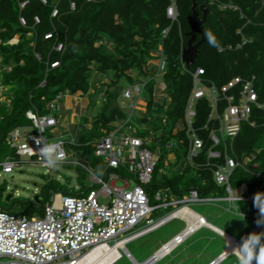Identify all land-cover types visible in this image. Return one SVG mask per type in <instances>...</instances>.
<instances>
[{
    "label": "trees",
    "instance_id": "1",
    "mask_svg": "<svg viewBox=\"0 0 264 264\" xmlns=\"http://www.w3.org/2000/svg\"><path fill=\"white\" fill-rule=\"evenodd\" d=\"M20 1L0 0V86L5 88V98L0 99V154L7 150L8 156L15 154L6 137L14 128L32 123L28 111L50 113L49 104L59 92L80 93L88 96L89 107L96 105L97 97H101V103L93 117L82 115L69 130L79 142L78 151L101 173L102 162L93 154L90 142L128 116V110L118 102L120 83L146 80V111L133 119L154 130V143L149 146L160 151L152 180L146 186L151 202L152 191L158 185L168 187L176 197L192 188L201 195L224 194V188L214 182L210 167L196 168L184 162L188 139L182 125L193 85L192 74L200 67L202 80L217 86L235 76L254 77L259 100H264V0H196L200 16L199 6L206 1L208 7L197 40L206 30L213 33L219 47L210 46L205 35L195 62L186 68L181 53L193 22L192 0H176L177 20L167 16L171 0H28L23 7ZM55 8L56 14H52ZM47 33L51 36L45 37ZM59 44L61 48L57 49ZM160 46L166 65L163 73L156 76ZM54 62L57 65L51 66ZM103 77L107 80L102 81ZM158 91L163 95L158 97ZM195 109L194 126L201 128L207 123L210 104L200 98ZM198 133L206 138L208 129ZM137 134L146 135V131L137 128ZM233 146L239 159L257 147L262 151L255 167L258 174L236 167L232 187L243 184L248 194H253L263 184L258 192H264V108H252L249 120L242 122L234 137ZM206 148L196 162L205 160ZM170 153L176 154L178 161L183 158L184 164L182 171L174 169L168 175ZM61 189L74 193L59 181L52 182L41 190V196L36 195L37 200L28 201L20 211L29 216L41 214L51 190ZM239 203L245 211L247 202ZM121 260L131 263L122 254L113 264Z\"/></svg>",
    "mask_w": 264,
    "mask_h": 264
},
{
    "label": "built area",
    "instance_id": "2",
    "mask_svg": "<svg viewBox=\"0 0 264 264\" xmlns=\"http://www.w3.org/2000/svg\"><path fill=\"white\" fill-rule=\"evenodd\" d=\"M27 1L21 0L20 6L23 7ZM70 6L74 8L75 4L71 2ZM228 6L234 7L230 4ZM56 12L55 8L52 14ZM167 16L177 20L176 0H171ZM35 19L38 21L37 17ZM20 20L22 23L25 22L23 18ZM166 32L167 30H164V33ZM50 36L51 33L45 35ZM60 48L59 44L57 49ZM157 54L159 59L155 61L156 76H160L166 65L161 46ZM36 56L40 58L37 53ZM55 65L57 62L51 64ZM183 66L187 67L184 62ZM202 73L203 69L198 67L192 74L193 85L185 108L182 125L188 139L185 162L196 168L210 167L214 182L224 188L223 195H201L197 189L192 188L182 197H176L170 193L168 187H162L152 194L154 202H151V194L146 186L152 180L159 153L150 148L151 140L148 135L137 134V123L133 119L135 109L145 107L141 112L146 111L143 96L146 80L126 83L128 86L122 88L121 96L127 98L129 102L119 100V104L128 110V116L114 128L90 142L93 154L102 162L101 173H96L84 159L75 157L73 147L78 146L79 142L71 131H67L69 140L54 136L56 127L60 124L59 117L54 111L59 108V99L67 95L59 92L49 104L52 109L50 113L40 115L30 110L27 116L32 123L18 126L9 132L6 141L15 150V154L8 156L1 163L2 171L11 172L14 167H20L24 162H35L47 169L53 168L49 167L38 153V146L33 138L41 136L45 143L63 141L64 154L58 164L81 165L88 178L87 189L79 194L51 190L49 200L45 202L42 213L38 215L29 216L21 211L0 208V264H74L88 250L99 244L112 247L120 240L131 241L145 235L172 219L182 220L184 228L161 243L147 258V264H156L170 255L196 230L210 224L203 215L189 207V204L228 200L226 210L234 211L238 215L250 216V209L258 212L253 206V197L263 184L253 194L236 195L231 185V177L236 167L258 174L255 167L258 165L257 159L262 148L257 147L239 159L235 154L233 139L242 122L249 120L252 108L254 106L264 108V100H259L254 77L235 76L217 86L202 80ZM157 94L158 97L163 95L159 91ZM200 98L208 100L210 113L207 123L201 128H196L195 104ZM206 128L208 135L205 138L198 132ZM48 131L54 135L48 136ZM205 148V160L196 162V158ZM77 152L79 154V151ZM119 169L122 172H119ZM261 176L264 179V171L261 172ZM116 181L122 182L123 186H117ZM100 197H107L108 200L100 202ZM242 200L247 202L245 211L238 204ZM170 206L174 209L160 213ZM184 209L186 210L183 211ZM177 212L179 214H176ZM263 228L264 225H256L243 236L258 233ZM227 235L225 238L229 240ZM229 236L235 240L233 246L224 244L222 251L207 264H221L230 256L237 259L231 251L240 243L241 238Z\"/></svg>",
    "mask_w": 264,
    "mask_h": 264
},
{
    "label": "rangeland",
    "instance_id": "3",
    "mask_svg": "<svg viewBox=\"0 0 264 264\" xmlns=\"http://www.w3.org/2000/svg\"><path fill=\"white\" fill-rule=\"evenodd\" d=\"M101 80L105 81L107 80V78L103 77L101 78ZM120 85L122 88L128 86V84H126L125 82H121ZM4 91L5 88L0 86L1 100H4L5 98ZM120 96L121 92L119 94L118 100L125 103L129 102L127 98H124L122 96L120 98ZM81 98L87 99V95H81ZM79 101L80 103L82 102V100ZM100 103L101 97H97L96 105H93L92 107H89L87 106V103H84L86 104V107H83L81 109L79 105H77V118L79 119L82 114H85L90 118L93 117V115L98 110ZM141 110H145V107H143L142 109H135L133 115L141 116V114H143ZM54 114L58 116L60 115V112L54 111ZM77 123H79L78 120ZM137 128H139V130L146 131V135L149 136V140H151V143H154L153 137L155 132L154 130H152V128H150V126H148V124H137ZM67 131H70L69 126L67 124L65 125V123H60L56 127V130L54 132L55 135L49 131L47 132V135H54L55 137L61 136L62 138L69 140L70 137L67 134ZM147 132L151 133L147 134ZM73 150L76 152L75 157L77 159H84L85 162L96 173H99L95 170V167L89 163L87 158L83 156V154H81L80 152L78 154V149L76 147H73ZM157 152H160L159 149L157 150ZM7 157L8 150L3 151L0 154V193L2 194V197H0V208H10L11 210L20 211L28 201L35 200L37 194L41 196V190L52 182L58 183L59 181L63 188L74 190L73 192L75 194H79L81 190H85L88 186L86 171L81 165L75 163H61L58 164L55 168L47 169L39 163L24 162L22 164L21 162L22 165H20V167H14L11 172H3L1 163L5 161ZM168 157V160L170 161V169L168 171V175L172 174L174 172V169L176 172L183 170V158L178 161L176 158V154L174 153H170ZM174 163H177V165H173ZM115 184L117 186H123V183L120 181H116ZM79 187H81V189H78ZM162 187L163 186L160 185L156 186L152 191L153 194L157 191L158 188ZM233 189L236 195L248 194L246 187L243 184L237 188L233 187ZM56 191L65 192L64 189ZM99 200L100 202H106L108 198L100 197ZM239 202L238 204H240ZM228 205V200H221L208 203H192L189 204V207L202 214L208 221L212 222L229 235L233 236L236 239H240L244 234H246L248 231L254 228V226L257 225L255 221L257 220L259 213L254 209H250V216H241L236 214L234 211L226 210V207H228ZM172 209H174V207L170 206L166 210H161L160 213L163 214ZM35 215L38 214L35 213ZM183 228L184 222L178 218H175L160 226L159 228L127 242L125 246L138 262H142L146 260L160 246L161 243L173 237ZM262 231H264V228L259 232ZM200 236L202 235H196L188 238L170 255H167L156 264H207L211 258L215 257L222 251L225 243L220 235L208 230L203 232L202 237ZM120 253H122L121 250ZM116 264H132V262L126 263V261L121 260ZM221 264H239V262L234 256H230Z\"/></svg>",
    "mask_w": 264,
    "mask_h": 264
},
{
    "label": "clouds",
    "instance_id": "4",
    "mask_svg": "<svg viewBox=\"0 0 264 264\" xmlns=\"http://www.w3.org/2000/svg\"><path fill=\"white\" fill-rule=\"evenodd\" d=\"M205 35L210 46L219 47V43L213 33L206 32ZM33 139L38 146V153L44 158L45 163L49 167L55 168L64 154L62 150L63 141L45 143L41 136ZM253 206L259 212L255 223L257 226L264 225V192H257L254 195ZM216 232L219 233V231ZM219 234L224 238L225 246L229 245L230 241L225 238V232L221 231ZM231 253L237 257L239 264H264V231L249 233L241 237L240 243L233 247Z\"/></svg>",
    "mask_w": 264,
    "mask_h": 264
},
{
    "label": "water",
    "instance_id": "5",
    "mask_svg": "<svg viewBox=\"0 0 264 264\" xmlns=\"http://www.w3.org/2000/svg\"><path fill=\"white\" fill-rule=\"evenodd\" d=\"M199 9L202 11L201 16L199 15V10L196 8V0H192L191 10H192V14H193V22L191 25V29L187 32V36H188L187 44L183 48L182 54H181V59L186 64L187 67H189L192 63L195 62V59L198 55L199 46L205 39L206 30L203 31V33L201 34V38L199 40H197V32H198L201 24L206 19V15L208 12V7L206 6V1L199 6ZM35 200H37V197H35ZM213 229H215L216 231L219 230L216 227ZM121 251H122L121 255L124 254L127 258H129V260L132 262V264H135V263L147 264V259L142 261V262H138L134 258L132 253L127 249L126 246H125V248L121 249Z\"/></svg>",
    "mask_w": 264,
    "mask_h": 264
},
{
    "label": "crops",
    "instance_id": "6",
    "mask_svg": "<svg viewBox=\"0 0 264 264\" xmlns=\"http://www.w3.org/2000/svg\"><path fill=\"white\" fill-rule=\"evenodd\" d=\"M0 78H1V73H0ZM4 93H5V91H4ZM77 94H80V93H77ZM77 94H75V95H66L64 97V99L62 98V100L60 101L59 108H58V112H60V115H59L60 123H65V125L67 124L69 127H72L74 124H76L77 123V120L80 121L79 119L81 118L82 115H84V114H82L79 119L77 118V114H78L76 112L77 105H79V107L82 109L83 107L84 108L86 107V104H84V103H87V106H88V102H89L88 96H87V99H84V98H81V95H77ZM79 100H82V102L80 103ZM66 114L68 115V117H67ZM205 220L208 221L206 218H205ZM208 222L210 224H212L214 227H216L219 230L223 231L222 229H220L218 226H216L212 222H210V221H208ZM206 230L211 231V232H214L216 234H219L213 228H211L209 226L203 225L201 228H199L198 230H196V232H194L188 238L193 237V236H196V235H202L203 236V232L206 231ZM202 236H200V237H202Z\"/></svg>",
    "mask_w": 264,
    "mask_h": 264
},
{
    "label": "bare ground",
    "instance_id": "7",
    "mask_svg": "<svg viewBox=\"0 0 264 264\" xmlns=\"http://www.w3.org/2000/svg\"><path fill=\"white\" fill-rule=\"evenodd\" d=\"M185 210L186 209H184L183 211ZM176 214L179 213L177 212ZM197 217L199 218V216ZM207 225L210 226L211 228H215L210 224ZM225 235L227 234L225 233ZM227 237L229 238L230 241L229 246H233L235 240L232 239L229 235H227ZM128 241H129L128 239L120 240L115 244V246L112 247H106L105 244H99L94 248L88 250L84 254V256L74 264H112L121 256L120 250L125 248V244ZM135 264H139V263H135Z\"/></svg>",
    "mask_w": 264,
    "mask_h": 264
}]
</instances>
